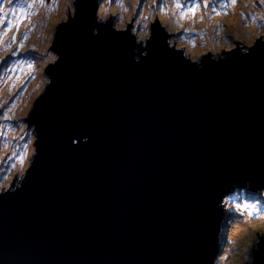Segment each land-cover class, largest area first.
Wrapping results in <instances>:
<instances>
[{
    "label": "water",
    "instance_id": "95a60500",
    "mask_svg": "<svg viewBox=\"0 0 264 264\" xmlns=\"http://www.w3.org/2000/svg\"><path fill=\"white\" fill-rule=\"evenodd\" d=\"M101 1L53 39L34 154L0 188V264H216L225 195L264 190V32L192 58L164 18L139 41Z\"/></svg>",
    "mask_w": 264,
    "mask_h": 264
},
{
    "label": "rangeland",
    "instance_id": "374dc122",
    "mask_svg": "<svg viewBox=\"0 0 264 264\" xmlns=\"http://www.w3.org/2000/svg\"><path fill=\"white\" fill-rule=\"evenodd\" d=\"M0 0V188L19 179L34 154L35 126L28 121L44 90L58 26L74 13L75 0ZM164 18L171 42L199 58L204 49L229 50L234 40L264 32V0H102L98 20L136 26L145 42ZM35 51L39 53L36 54ZM35 53V57H34ZM237 205H240L237 208ZM231 219L216 264H248L264 236V190L235 185L224 197Z\"/></svg>",
    "mask_w": 264,
    "mask_h": 264
},
{
    "label": "snow or ice",
    "instance_id": "6c2138e0",
    "mask_svg": "<svg viewBox=\"0 0 264 264\" xmlns=\"http://www.w3.org/2000/svg\"><path fill=\"white\" fill-rule=\"evenodd\" d=\"M42 2H43V0H42ZM232 2L235 3V0H232ZM239 207H240V205H237V208H239Z\"/></svg>",
    "mask_w": 264,
    "mask_h": 264
},
{
    "label": "bare ground",
    "instance_id": "6f19581e",
    "mask_svg": "<svg viewBox=\"0 0 264 264\" xmlns=\"http://www.w3.org/2000/svg\"><path fill=\"white\" fill-rule=\"evenodd\" d=\"M36 54H38L39 52L38 51H35ZM35 53H34V57H35Z\"/></svg>",
    "mask_w": 264,
    "mask_h": 264
},
{
    "label": "flooded vegetation",
    "instance_id": "af4514ba",
    "mask_svg": "<svg viewBox=\"0 0 264 264\" xmlns=\"http://www.w3.org/2000/svg\"><path fill=\"white\" fill-rule=\"evenodd\" d=\"M46 4H48V0L46 1ZM176 43V41H174ZM177 44V43H176Z\"/></svg>",
    "mask_w": 264,
    "mask_h": 264
},
{
    "label": "clouds",
    "instance_id": "9594fccd",
    "mask_svg": "<svg viewBox=\"0 0 264 264\" xmlns=\"http://www.w3.org/2000/svg\"><path fill=\"white\" fill-rule=\"evenodd\" d=\"M171 41V40H170ZM225 207V206H224Z\"/></svg>",
    "mask_w": 264,
    "mask_h": 264
}]
</instances>
